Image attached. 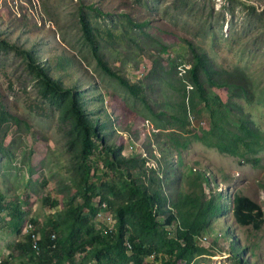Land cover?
I'll return each mask as SVG.
<instances>
[{"label":"rangeland","instance_id":"1","mask_svg":"<svg viewBox=\"0 0 264 264\" xmlns=\"http://www.w3.org/2000/svg\"><path fill=\"white\" fill-rule=\"evenodd\" d=\"M188 42L211 61L210 77L200 75L204 95L193 89ZM22 51L71 94L47 89ZM74 96L104 139L89 183ZM242 124L256 134L237 137ZM108 150L121 168L107 163ZM133 184L159 192L160 224L186 195L212 204L196 239L205 253L191 264H264V220L255 229L234 216L235 199L247 197L264 219V0H0L1 264L38 261L17 248L29 226L39 240L43 230L60 238L72 210L107 235L87 198L118 209ZM180 226H166V237ZM55 264L95 261L79 252Z\"/></svg>","mask_w":264,"mask_h":264},{"label":"trees","instance_id":"2","mask_svg":"<svg viewBox=\"0 0 264 264\" xmlns=\"http://www.w3.org/2000/svg\"><path fill=\"white\" fill-rule=\"evenodd\" d=\"M128 20L140 29L149 25L147 22L134 24V21L129 17ZM82 25L88 41L94 44L89 23L82 20ZM2 45L20 51L18 47L7 42L2 41ZM188 46L194 60L193 67L189 71L193 89L204 95L205 89L200 75L205 73L210 77L211 61L207 54L198 50L192 42H188ZM22 53L47 89L55 93L68 92L71 94V90L62 89V86L37 64L30 52L22 51ZM99 63L109 75L118 78L123 85L132 89L126 81L112 72L101 59H99ZM214 70L216 71V69ZM240 77L238 78L239 81L241 80ZM71 104L75 123L80 132L81 156L85 168L82 179H84V183H89L92 171L91 160L98 150V143L102 144L104 139L98 124L91 121L75 96ZM255 134L256 132L245 124H242L237 131V137H252ZM108 152H111L112 155L109 156L107 163L116 169L121 168L123 162L118 160L116 152L112 150H108ZM130 187V201L118 209L113 207L110 201L101 199L100 203L106 202L118 220L117 230L114 234L103 235L97 232L94 227H90L89 217L83 216L80 208L72 210L69 214V219L65 222L68 230L62 237L57 238L55 234L42 231L43 238L38 241L39 254L33 248V238L30 234L26 236L24 243L17 244V248L22 249L23 255L29 254L33 256L32 258L38 259L34 264L60 263L66 255L72 257L79 252L90 256L95 264H148L146 260L152 254H155V259L151 264H180L181 262L191 264L195 257L204 255L205 250L198 246L196 239L209 225L207 212H211V203L209 205L204 203V199L198 194L186 195L175 205L178 215L174 211L169 212L165 222L160 224L159 218L163 201L159 192L157 190L149 191L147 188H141L135 184ZM87 191L94 192L95 195L99 194V189L96 186H90ZM91 198H87L86 207L93 219L98 215L100 209L99 204L92 205L90 203ZM234 216L240 225L253 226L255 229H260L264 220L261 207L247 197L235 199ZM179 222L181 226L178 228L175 237L168 239L165 231L166 226ZM52 235L56 236L55 240L52 239ZM149 239H151V243H148L147 240ZM127 244H130L132 249H129ZM42 250L46 253L42 254ZM49 251H52L54 255H48ZM163 253L167 258L159 261V256H162Z\"/></svg>","mask_w":264,"mask_h":264},{"label":"built area","instance_id":"3","mask_svg":"<svg viewBox=\"0 0 264 264\" xmlns=\"http://www.w3.org/2000/svg\"><path fill=\"white\" fill-rule=\"evenodd\" d=\"M99 201V213L96 217V221L98 222L100 230L104 231L105 234H114L115 231L117 230V223L118 220L115 216V213L110 209L109 205L106 202ZM30 230V235H32L33 238V248L36 251L37 254H39V245L38 241L39 238L37 235L34 233L33 226H29ZM52 239L55 240L56 236L52 235ZM127 247L129 249H132L130 244H127ZM155 259V254L150 255L147 260L153 261ZM1 264V261H0Z\"/></svg>","mask_w":264,"mask_h":264}]
</instances>
